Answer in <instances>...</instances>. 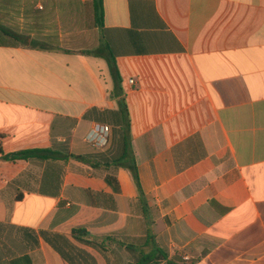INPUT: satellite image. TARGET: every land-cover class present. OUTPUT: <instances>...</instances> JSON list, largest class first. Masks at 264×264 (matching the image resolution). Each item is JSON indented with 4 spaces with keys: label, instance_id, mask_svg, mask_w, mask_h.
Segmentation results:
<instances>
[{
    "label": "crops",
    "instance_id": "obj_1",
    "mask_svg": "<svg viewBox=\"0 0 264 264\" xmlns=\"http://www.w3.org/2000/svg\"><path fill=\"white\" fill-rule=\"evenodd\" d=\"M104 11L0 0V264H264V0ZM102 43L120 86L83 53ZM127 124L143 194L114 163ZM32 149L64 157L2 159Z\"/></svg>",
    "mask_w": 264,
    "mask_h": 264
},
{
    "label": "trees",
    "instance_id": "obj_2",
    "mask_svg": "<svg viewBox=\"0 0 264 264\" xmlns=\"http://www.w3.org/2000/svg\"><path fill=\"white\" fill-rule=\"evenodd\" d=\"M93 7H94V16H95L96 26L99 28H102L104 24V16H105L104 0H93ZM83 53L85 55H92V56L101 57V58L106 59L110 67V71H111V74H112V77L114 79L116 86H120L121 77H120L119 70L117 67L116 59L112 55L111 51L109 50L106 44L102 43L96 49L85 51ZM121 103H122L124 112L128 116V106L125 102V99L121 100ZM3 138L4 136L0 135V153H3V150H2ZM124 146H125L124 154L114 163L123 165L125 168H127L130 171L138 190L140 191L141 194H143L139 171H138V165H137L136 159L131 149V140L129 136V124H127L124 128ZM63 157L64 156H61L60 154H57L56 152H53L51 150L32 149V150H21V151L12 153V154L3 155L2 159L4 160H9V159L18 160V159H29V158L60 159ZM73 157L81 158L80 156H73ZM73 235L77 237L78 239L88 242V243L96 242V240L94 239L90 240L89 237H86L87 234L83 229L74 230ZM160 263L175 264L168 259L167 253L161 249H157L156 252L152 256H147L144 259V261H142L140 264H160Z\"/></svg>",
    "mask_w": 264,
    "mask_h": 264
},
{
    "label": "built area",
    "instance_id": "obj_3",
    "mask_svg": "<svg viewBox=\"0 0 264 264\" xmlns=\"http://www.w3.org/2000/svg\"><path fill=\"white\" fill-rule=\"evenodd\" d=\"M131 82H133L131 80ZM110 128L106 125L97 124L86 137L88 143L95 147H104L108 143Z\"/></svg>",
    "mask_w": 264,
    "mask_h": 264
}]
</instances>
